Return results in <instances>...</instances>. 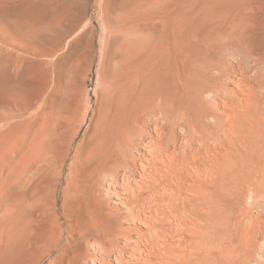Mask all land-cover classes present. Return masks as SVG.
<instances>
[{"label":"bare ground","instance_id":"obj_1","mask_svg":"<svg viewBox=\"0 0 264 264\" xmlns=\"http://www.w3.org/2000/svg\"><path fill=\"white\" fill-rule=\"evenodd\" d=\"M132 44L74 155L69 228L45 208L31 264H264V0H225L223 24ZM61 127L60 165L79 131Z\"/></svg>","mask_w":264,"mask_h":264},{"label":"rangeland","instance_id":"obj_2","mask_svg":"<svg viewBox=\"0 0 264 264\" xmlns=\"http://www.w3.org/2000/svg\"><path fill=\"white\" fill-rule=\"evenodd\" d=\"M168 1L0 0V264H31L45 212L53 219L50 226L67 232L76 191L74 155L113 59L139 54L132 42L143 46L177 29L197 31L225 21V0H175L165 20ZM51 74L56 91H49ZM63 123L79 131L60 165L55 149ZM54 255L40 264H51Z\"/></svg>","mask_w":264,"mask_h":264}]
</instances>
